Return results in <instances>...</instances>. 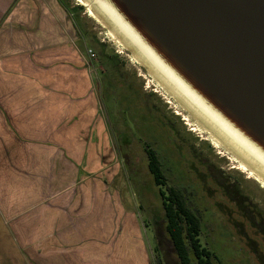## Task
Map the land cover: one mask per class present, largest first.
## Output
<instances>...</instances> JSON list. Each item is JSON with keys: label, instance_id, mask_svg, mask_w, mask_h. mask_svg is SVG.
I'll return each mask as SVG.
<instances>
[{"label": "crops", "instance_id": "obj_1", "mask_svg": "<svg viewBox=\"0 0 264 264\" xmlns=\"http://www.w3.org/2000/svg\"><path fill=\"white\" fill-rule=\"evenodd\" d=\"M72 24L58 0H0V264H155L137 205L106 180Z\"/></svg>", "mask_w": 264, "mask_h": 264}, {"label": "rangeland", "instance_id": "obj_2", "mask_svg": "<svg viewBox=\"0 0 264 264\" xmlns=\"http://www.w3.org/2000/svg\"><path fill=\"white\" fill-rule=\"evenodd\" d=\"M62 1L85 38L74 29L98 101L95 133L106 136L115 157L106 159V180L119 188L123 203L137 205L153 262L179 264L159 197V190L173 186L189 192L202 218L200 245L215 264H264V179L159 85L83 0ZM147 148L160 162L165 185L154 184Z\"/></svg>", "mask_w": 264, "mask_h": 264}, {"label": "water", "instance_id": "obj_3", "mask_svg": "<svg viewBox=\"0 0 264 264\" xmlns=\"http://www.w3.org/2000/svg\"><path fill=\"white\" fill-rule=\"evenodd\" d=\"M97 1L264 162V0Z\"/></svg>", "mask_w": 264, "mask_h": 264}, {"label": "bare ground", "instance_id": "obj_4", "mask_svg": "<svg viewBox=\"0 0 264 264\" xmlns=\"http://www.w3.org/2000/svg\"><path fill=\"white\" fill-rule=\"evenodd\" d=\"M83 2L89 7L95 16H98L110 27L111 32L124 46L133 52L134 57L142 65L148 68L159 85L167 90L187 112L197 119L198 122H201L205 128L219 139L236 157L241 159L247 166L264 179V162L257 158L258 156L254 154L253 150H251L243 140L232 133L231 129L224 122L215 119L209 109L199 99L195 98V96L175 77H173V75L161 67L154 58L152 59L149 53L140 49L142 44L139 43L131 32L125 30L116 21L111 15V12H109L105 6L103 7L100 1L83 0Z\"/></svg>", "mask_w": 264, "mask_h": 264}, {"label": "trees", "instance_id": "obj_5", "mask_svg": "<svg viewBox=\"0 0 264 264\" xmlns=\"http://www.w3.org/2000/svg\"><path fill=\"white\" fill-rule=\"evenodd\" d=\"M61 6L69 14L74 29L84 40V35L77 29L76 21L71 9L62 1ZM80 9V7L78 8ZM147 167L156 186L165 185V177L154 150L147 148ZM167 192V198L165 193ZM161 207L165 220V232L172 244L174 253L179 264H215L214 255L205 247L200 245L199 234L201 231V220L187 201V197L175 187H167L164 191L159 190ZM169 203H166V201ZM194 260V261H193ZM155 264H161L157 261Z\"/></svg>", "mask_w": 264, "mask_h": 264}, {"label": "flooded vegetation", "instance_id": "obj_6", "mask_svg": "<svg viewBox=\"0 0 264 264\" xmlns=\"http://www.w3.org/2000/svg\"><path fill=\"white\" fill-rule=\"evenodd\" d=\"M248 178V177H247ZM155 184V183H154ZM167 187H170V186H167ZM173 187V186H172ZM176 188V187H175ZM165 189H166V187H165ZM179 191H181L186 197H187V201H188V203H189V205L192 207V209L195 211V212H197V214L199 215V217H200V220H201V230H202V227H203V225H202V218H201V215H200V213L195 209V207L192 205V203H191V198L190 197H188V195H189V192H187V190L186 189H178ZM165 195H166V198H167V192L165 193ZM166 203H169V201L167 200L166 201ZM233 204L235 205V203L233 202ZM236 207H238V205L236 204ZM243 215V217L245 218V214H242ZM166 220V219H165ZM247 221V223L248 224H250V225H253V223L251 224V222L250 221H248V220H246ZM152 225V224H151ZM200 233H201V231H200ZM200 235V234H199ZM259 237L262 239V240H264V236L261 234V235H259ZM258 237V238H259ZM247 239V238H246ZM247 240H250V242H252L251 241V239L249 238V239H247Z\"/></svg>", "mask_w": 264, "mask_h": 264}, {"label": "built area", "instance_id": "obj_7", "mask_svg": "<svg viewBox=\"0 0 264 264\" xmlns=\"http://www.w3.org/2000/svg\"><path fill=\"white\" fill-rule=\"evenodd\" d=\"M88 52H90V51H88Z\"/></svg>", "mask_w": 264, "mask_h": 264}]
</instances>
